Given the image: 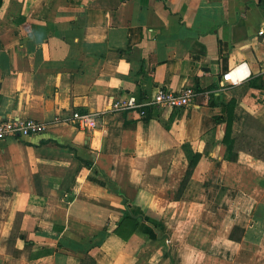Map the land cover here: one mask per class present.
<instances>
[{
    "label": "crops",
    "instance_id": "crops-1",
    "mask_svg": "<svg viewBox=\"0 0 264 264\" xmlns=\"http://www.w3.org/2000/svg\"><path fill=\"white\" fill-rule=\"evenodd\" d=\"M25 118L45 129L0 139V264H264V0H0V120Z\"/></svg>",
    "mask_w": 264,
    "mask_h": 264
},
{
    "label": "built area",
    "instance_id": "built-area-1",
    "mask_svg": "<svg viewBox=\"0 0 264 264\" xmlns=\"http://www.w3.org/2000/svg\"><path fill=\"white\" fill-rule=\"evenodd\" d=\"M262 32L260 31V33ZM222 77L232 84L236 83V80L231 78L230 72ZM197 95V90L190 85H185L179 90L159 87L153 94L143 96L141 99H137L133 94L116 96L112 101L111 110L113 112L135 110L139 116L144 117L148 110L186 107L191 104ZM70 121L82 130H94L97 126L98 112L74 110L70 116ZM44 129L45 124L33 118L0 120V139L36 135L42 133Z\"/></svg>",
    "mask_w": 264,
    "mask_h": 264
},
{
    "label": "trees",
    "instance_id": "trees-1",
    "mask_svg": "<svg viewBox=\"0 0 264 264\" xmlns=\"http://www.w3.org/2000/svg\"><path fill=\"white\" fill-rule=\"evenodd\" d=\"M232 107H233V102L229 104L228 109H227L228 120L226 123V130L224 133L223 142H224V144H226V158L234 161V160H236V153H234L232 151V145H233V140L231 138V108ZM149 112H150V110H148V112L144 118L148 117L147 115ZM216 119L220 120V121L223 120L222 116H216ZM253 123H254V125L258 126L259 128L262 127V125L259 124L255 120H253ZM254 132H256V131H254ZM182 149L184 150V153H185L186 158L188 160V166H187L185 174L183 175V178L180 182V185H179V188L177 191V195L175 196L176 198H178L180 196L182 190L184 189V187H185V185H186V183H187V181L191 175L192 168L196 165V163L198 162V160L200 158V153L194 152L188 144H186V143L182 144ZM86 165H90V164L86 162ZM93 179L102 185H106V184L110 183L108 180H100V179H96V178H93Z\"/></svg>",
    "mask_w": 264,
    "mask_h": 264
}]
</instances>
